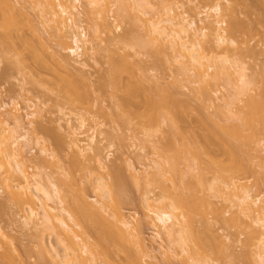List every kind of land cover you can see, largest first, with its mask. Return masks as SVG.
Wrapping results in <instances>:
<instances>
[{"label":"rangeland","instance_id":"rangeland-1","mask_svg":"<svg viewBox=\"0 0 264 264\" xmlns=\"http://www.w3.org/2000/svg\"><path fill=\"white\" fill-rule=\"evenodd\" d=\"M34 1L9 0L10 5L14 9L12 10L9 6H5L3 1L0 0V114H2L5 119L9 118L10 120H8L10 121V124L14 125L13 120L11 119L12 117H10L9 114H11V111L14 113L15 110H17V114H20V117L23 116L21 118L23 126L28 127V120L30 119L25 115H27V112L29 113L33 110L38 111L39 114L36 116L35 120L36 125L38 124V127L41 128L38 130L39 132L36 131V133H32L30 130L29 134L31 136L30 138H32L30 143H33L35 139L40 136L41 138L39 139L41 140H44L42 138H45L46 140L48 139L47 141H44L46 143L43 142L45 145L42 142L39 146L38 144L36 145L35 142L28 146L23 145L22 154L28 173L30 172L31 175L39 173V179L43 185H46L48 180L55 183L60 189V192L66 197V203L64 205L67 204L66 208H69L70 211L74 212L77 210L75 209L78 199L76 192L83 193V195L88 198L87 200L89 202H93L92 199L97 198L93 188V183L95 182V178H97L96 176H105L106 181H109L110 179L107 176L106 170L110 169L108 172L109 174L113 173L117 168L121 173L120 176L122 175L123 177L122 180H124V195L122 196L124 198H119L122 202L120 201L121 203L116 204L115 206L120 205L118 207L127 219L131 221L133 219H138V223L140 222L138 229L141 232L144 242L152 251V254L156 256V259L154 260L151 257L143 258L144 261L141 259L143 264H155V262L156 264H181L179 262V257L174 258L173 256L167 260L165 256L161 254L162 249L161 247L159 248V245L167 249V247H171L172 244L167 242L168 238L164 234H162L164 237L162 236L161 239L156 237L155 227L151 224L153 222H151L152 218L149 219L146 217L147 215L150 217L152 214L149 213V211L147 212L149 207L148 204L146 205L144 202V195L151 199L153 198V200L148 203L151 202L159 206L157 202L160 201L161 198L165 200V202L170 203L173 199L176 200L181 196L186 197L189 204L191 194L195 193V198L197 197L198 199L194 203L193 201L195 200H193L192 204L190 203L189 206L190 208L192 207V209H190L191 212L194 211L190 218V220H193L191 223L193 222L192 226L194 228H192L194 234L197 235L196 232H198L199 236L202 233V236L204 235L206 238L217 236L221 239V242L219 243L220 246L217 244V248L215 247L216 245H214L212 250L208 249L211 264H259L260 262H258L255 255L256 248H254L255 246L253 247V245H251L252 243L247 239V226H245L243 221H248V219L239 213L238 208L232 206L228 202L223 191L219 192L220 194H223L222 196V194H215L209 189L211 184L215 183V185H218L216 184V177L219 175L214 168L215 174L217 175L214 174L212 169V171L210 170L211 172L208 171L207 168L210 166L207 165L211 164L209 161L211 159L214 162L217 161V159L218 161H223L226 158L229 160V154H226V151L225 155H223V152H225L223 145L221 142L220 144L218 143V140H220L221 137H219V135L217 136L219 133L216 132V130L220 129L217 124L215 125L212 119L214 120V117L216 116L214 114L218 112V108L223 106L226 101L230 100L232 94L231 85L233 84L228 83L229 86L223 79H209V84H207L205 81L206 79L199 80L196 77L194 79V77L191 78L190 76L181 75L177 69V65H175L172 60V53L170 51L158 50L159 52H157L155 46L151 47L148 44L146 48L144 47L142 49H140L141 47L134 46L132 43L133 40L131 39L134 37L136 39L139 36V40L141 36L142 39L144 38V41H146L145 37H147V32L143 28V22L141 23V20L136 23L141 17L140 16L136 19L139 12L135 13V10L137 12L138 8H135L134 10L129 8V13H131L132 16L137 14L135 18L133 17V20L136 19V21H133L130 17H128L130 18L128 19L124 14H120L119 10L117 12V0H105L104 3H108V5L103 3L104 6L101 7L102 9L100 8V15L102 17L104 15L107 16V21H110L111 23L109 24H112L111 26H113H110L109 30H112L114 33L109 31L110 34L107 32L108 30L102 28L101 16H98L96 13L99 18L97 17L98 19H96V17H94L95 14L87 5V0H82L80 4H78L79 11L83 13H81L82 17H79V21L80 18H82V21H80L79 24L81 23V29H84L87 32V35H89L88 38L92 40L94 45V50L86 60L88 62L84 63L87 64L86 69H84L85 67L74 63L71 54L69 56L68 53L63 50L65 49V43L67 46L72 45L70 38H67V42L62 43L57 37L59 32L54 28H51L52 24H49V26L46 25V27L43 25L41 11H49L48 6H46L48 0H42V3H40L39 0V4H43L44 6L42 9L37 5L38 2L36 3ZM71 1L72 0H49V2H53V5H57L59 2L61 4L70 5ZM149 1L152 4L150 8L147 7L148 12L150 11L149 15L152 14L156 16L158 15L157 17H165L166 8L175 6L170 12L172 16L176 14L177 18H179L180 15L188 13L187 15L191 18L194 17L196 21H199L200 13L205 15L208 12L209 15H212V6L216 3L221 4L223 8L222 13L227 21H225L224 25L223 22L220 28L227 29L229 27V20L230 22H235L237 20L239 24L242 23L243 29L236 35L238 36L237 38L235 36V39H237L236 42H238L237 44L239 45L242 43L243 45L241 44V46L244 48L245 46L249 48L253 47L257 50V54L251 56L250 52H243L242 49L236 50L230 47L228 54L231 59L245 64L248 69L249 80L250 77L254 75L253 78L256 79V82L258 83H256L257 87L255 89L256 92L260 93V90L264 87V5H262L259 0ZM172 2L175 4L173 5ZM44 14L47 16L49 15V13ZM105 16L103 18H105ZM62 17L68 20V23H70L71 17L73 19L78 18L76 16H71L70 14H66ZM145 17L143 16V19ZM190 17L188 18L191 19ZM212 18L214 17L211 16V19ZM226 22L228 24H226ZM99 23L102 27H100ZM199 25V27L205 26V23L202 24L200 22ZM124 32L127 34L129 33V37H131L130 32L135 36L130 39V42L129 40L127 41V39H124L126 41H122L121 37L125 34ZM111 33L113 35H118L117 39H120L121 42L111 35ZM111 36L113 37L112 39ZM126 42L130 44L128 45ZM223 48H215V46L208 44L205 46L207 52H209L210 49H214V52L216 53L220 52V55L218 54L219 56L226 53V50L221 51ZM123 55H126V58L129 56L127 60V63H130L128 69L127 64L123 65L125 63L120 64V62H118L122 59ZM63 58H68V60L71 61H69L70 65H66V63L62 61ZM114 60L117 61L115 62L117 64L114 63ZM118 63L121 65L118 72H122V74H120V79L119 77H115L116 75L114 76V74L117 73L115 70V73H112L114 71H111L113 65H118ZM206 64L210 65L212 62L206 61ZM144 72L146 73L145 76H149V79L146 80L147 76H144ZM79 75L84 83L78 78ZM255 76L257 77L255 78ZM75 78H78V83L76 81L77 79L73 80ZM115 78L119 79V82H116ZM65 79L69 82L70 80H73V84L70 82L71 85H69L68 82L66 83ZM195 80L197 81V84L194 83ZM201 81H203L208 88L203 86L204 84ZM69 87L71 89L74 87L72 90L77 94L76 98V94H72ZM201 87L207 88L210 95H202L200 91ZM165 95L171 97L169 98L171 99V102L175 101L174 103H177L178 101L180 104L181 101L184 104L183 107L181 104L180 108L176 109L178 116H176L177 113L174 111L175 109L173 110L175 112V116H173L174 119L178 118L175 121H172L173 119L170 120L164 117L163 112H159L161 109H157L155 113L156 120H149L150 117L148 118V115L146 114V112H149V108L147 109L148 106L145 105V101L147 99L149 100L151 97H153L155 101H159L160 99L163 100ZM262 95L264 97V92ZM246 97L247 96L244 98ZM122 98L131 101L135 105H141L142 107L138 112H144L145 110V114L140 113L142 114H139L140 117H137L138 114L135 115L136 113L133 114V117L131 115H129L131 116L129 117L128 112L124 114L122 109L118 106V104H123ZM173 99L175 100L172 101ZM177 104H174L173 106ZM16 105L19 106V108ZM29 105L30 107L32 105V109ZM15 107H17V109ZM14 108L15 110L13 112L11 109ZM234 110L236 111V108H234ZM211 115H214L212 119L206 118ZM59 118L62 120L61 122L59 121ZM66 118L70 119L74 126H79L80 121L85 120L86 128L79 131L84 132L85 134L83 133L84 135L82 136L78 135L80 136V140L87 141V134L90 133L88 130L95 128L98 140L101 141L99 144V151L101 153L99 154H101V158L108 168L102 170L93 158L94 153H89L88 150H85V153L83 152L85 156L76 149L75 151L77 152L73 153L74 148L69 146L71 137L68 134L69 129L66 125ZM129 118H131V122L128 123L127 121H129ZM125 119H127L126 122ZM220 119L221 118H219V121ZM164 120L165 122H163ZM221 120L222 123L226 121L228 122L227 125H229V123L236 121V117L230 119L223 117ZM43 124L50 130L53 129L52 131H55V133L60 132L59 135L62 137L64 135L62 139L65 137L66 140L69 139L70 141H67L69 144L65 143L66 141L59 142V140L58 142L56 140L55 143L53 137L56 134L53 133L55 134L53 136ZM4 128L5 127H3V129ZM17 132L22 133V130L18 129ZM219 132L220 134L222 133L221 130ZM68 135L70 138L67 137ZM206 135L210 137L209 141L211 138L214 139L210 141L212 143H209V146L207 147L208 149L204 147L208 144L207 142H209L208 140H205L207 137ZM261 135H258L259 137L257 136L258 139H261V142L258 140L259 143H253V149L250 150V158L248 157L246 159L249 161L247 162L249 165L247 166L246 164L247 168L238 173L237 176L235 175L234 180L239 184V189L247 188L248 190H251L254 199L260 197V199L264 201V141L262 140L264 137L262 138ZM124 136L127 139L122 141V139L125 138ZM186 137L190 143H193L190 144L188 141V143L185 144L184 141H187ZM167 138L170 139L169 141H172L170 142L171 144H169L170 146L173 142L175 143V145H172L174 146L172 150H170V147L166 150L168 147L167 143H169L166 142L168 140ZM196 140H198V142ZM213 141H217V144ZM164 143L167 144V147L164 146ZM195 143H197V145ZM80 144L83 145L82 142ZM186 145H189V147ZM44 146L46 147V150L48 151L49 149V151L42 154L40 148H45ZM206 150L209 152L207 153ZM53 151L55 153L54 158L50 156V153H53ZM204 153L207 154V156ZM145 154H148V156L153 158L152 160L157 163H161L162 160L163 162H166L169 158L173 159L171 157L174 156L175 158L173 162L177 163L175 165H177L178 168L180 167V170L177 168L175 169L179 171L182 169L184 174L176 170L175 176L172 174V177V175L170 176L171 173H167L166 175L168 177L164 176L163 181L158 180V184L153 181L151 182V179L149 181V178L142 173L144 167L141 164H149V161H143L142 157ZM208 155L211 157L210 160ZM43 158H46V160L44 159L45 161H43ZM47 159H49L51 164ZM246 160H244V163ZM207 162L210 164H207ZM197 163L200 165L199 168L198 165L196 166ZM132 165L134 166V169H132L133 171L129 169ZM188 167L193 169H188ZM204 167H206V169ZM212 167H214V165H212ZM200 168H204L205 171H203L204 169L198 170ZM111 169L112 172H110ZM166 170L168 169L166 168ZM0 171H2V168ZM134 172L137 174L136 176L141 179H139L138 184L134 182L135 180L132 179L133 177L131 178V174ZM1 173L2 175L0 174V177L2 180L6 173L3 171ZM177 173H182V177L180 178L181 175H177ZM197 175H202L200 178H202L201 181H204L203 185L201 182L199 183L200 179H198L199 176L197 177ZM2 181H0V230L5 238L0 236V264H9L8 261L1 259V257H3L2 254L5 255L7 252L12 254L13 257L11 256V258H14L13 260L16 264H57L51 262L48 257H46L47 259L42 257L43 260L38 258L39 256H37V254L39 255V247L37 245L36 236V231L38 230H36L37 228L35 229V227L33 228L32 225L30 227L24 225L22 218V215H24L23 211L20 206L18 207L14 201L12 202V200L9 199L8 191L5 188L6 184L4 181L2 183ZM18 181L16 180V182ZM173 181L177 184H174ZM180 181L181 183H179ZM20 182L21 181H19V184H21ZM11 184L13 183L11 182ZM161 185L164 186L161 187ZM165 186L166 188L164 189L163 187ZM192 197H194V195H192ZM192 197L191 200L193 199ZM114 204H111L110 202L109 209L113 210L115 206L112 208V205ZM83 221L86 223V220ZM88 221L86 223V227L88 226L86 230L89 231H86L88 234H84V237L85 235L88 236V244L90 245L92 243L91 245H93L96 243V239L99 238L98 234L100 231L99 229L97 230L99 233L96 231L94 225L98 227V224H95L97 222H93L95 220H92V222L90 220ZM93 223L94 225H92ZM102 228L103 227H101V229ZM106 230L108 231L107 228ZM105 231L103 229V233ZM45 238L47 243L57 246V248H59L58 250L63 252L62 246L57 243L55 236H49L47 234ZM106 240L102 243H100V241L99 244L101 245L98 244V247L103 246L99 248L101 250L104 248L106 249L105 251L108 250L105 253V255H108H106L108 261L106 260V257L103 258L101 256L98 261H95L96 264L131 263L130 255L131 253L134 255L136 252L135 250H137L135 249L136 247L134 243L132 246V241H130L131 244L129 245L126 244V241H121L123 242L122 247L121 243L116 244L110 239V242ZM161 240L163 245L161 244ZM105 242H108L106 243L108 249L105 246ZM159 242L160 244H158ZM177 245H172L175 248H171L173 250L175 249L176 252L181 253V248ZM125 246L128 250H124ZM219 249L223 251V254L221 253L222 255L219 254L221 252ZM29 250L32 251V253ZM218 250L220 251L219 253ZM26 252L28 254H26ZM136 253V256L134 255V257H137V259H134L140 263L138 258H141V256H138V253ZM184 256L187 257L185 254ZM194 256L197 257L196 259H199L198 257H200L199 254H195ZM149 259L152 263L148 262ZM95 263L93 262L90 264Z\"/></svg>","mask_w":264,"mask_h":264},{"label":"bare ground","instance_id":"bare-ground-1","mask_svg":"<svg viewBox=\"0 0 264 264\" xmlns=\"http://www.w3.org/2000/svg\"><path fill=\"white\" fill-rule=\"evenodd\" d=\"M2 1H3L5 6H9L12 10H14L13 7L10 5L9 0H2ZM41 1L42 0H40V3H42ZM81 1L82 0H72L70 5L61 4L60 2L57 4V2H56L57 5H55V4L53 5V2H49V0H48L46 3L47 4L46 6H48L49 11H45V10L41 11L42 12L41 16H42V23L45 27H46V25L49 26V24L50 25L52 24L51 28H54L56 31L59 32L57 37L62 43L67 42L66 41V40H68L67 38H70L72 45L67 46V45H65L66 44L65 43L64 44L65 49H63V50L66 51L69 56H70V54L73 56V61L75 64H79L82 67H85L84 69H86L87 64H84V63L88 62L86 60L90 57V53L94 50V45L92 43V40L90 38H88L89 35H87V32L84 29H81V26H80L81 23L79 24V22L82 21V18H80V21H79V17H82V14H83L82 12L79 11V5H78V4H80ZM259 1L261 2L262 5H264V0H259ZM34 2H36V3L38 2L37 5L39 7H41V9L44 8L43 4H39V0H35ZM104 2H105V0H87L86 1L89 8H91V11L95 14L94 17H96V19H98L99 18L98 16L101 14L100 8L102 6H104V4H105ZM116 2L118 4L117 12L119 10L120 14H124V16H126L127 18L130 17L131 20H133V17L135 18V16L137 14L135 16H132L131 13H129V8L131 10L138 8L137 12L135 10V13L139 12V14H138L139 16L137 15L136 19L139 18L140 16L141 17L138 19V21L136 23L140 22V20H141V23L143 22V25L140 23L139 24L142 25L143 28L145 29V31L147 32V34H146L147 37H145L146 41H144V38L142 39L141 36H140L139 40H138L139 36L135 39V37H134L135 35H133L132 32H130L131 37H129V35H128L129 33L127 34L124 32L125 36L123 35L124 38L121 37L122 41L124 39H127V41L129 40V42L131 40H133V42H132L133 45L137 46V47H141L140 49H142L144 47L146 48L147 44H148L151 47L155 46L157 52H159L161 50L162 51L163 50L170 51L172 53V56H171L172 60L174 61V64L177 65V69L181 75L190 76L191 78L194 77V79L196 77L199 80L206 79L205 81L207 84H209V79H216V80H222L223 79L225 81V83L227 82V84L228 83L233 84V85H231L232 86V94H231L230 100L226 101L223 104V106H220L218 108L219 109L218 112H216L214 114V115H216L215 117H214V115H211L212 117L211 116L206 117L207 119H212L214 117L215 121L213 119H212V121L215 123V125L216 124L218 125L219 129L222 132L220 134V132H219L220 130H218V129L216 130V132L219 133V134L216 133L217 136L219 135V137H221L220 138L221 141L218 140V143L220 144V142H221V144L223 145V149L225 151V152H223L224 153L223 155H225L226 151H227L226 154H229V156H228L229 160H227V158H226L225 159L226 162H225V160L218 161V159H217V161L214 162L212 159L210 160L211 157H210V155H208L209 156L208 158L210 160L209 162L211 163L210 164L209 162H207V164H210V165H207V166H210L207 168L208 171H210L211 169L214 171V169H215L216 173L219 174V175L215 174V171H214V174L218 176V177H216L217 178L216 181L218 183L215 181L216 184H218V185H215V183L211 184L209 189L211 191H213L215 194L223 191V194H225V196L227 197V198L226 197L225 198L228 200V202L232 206L238 208L239 213L248 219V221L247 220L243 221L245 226H247V234H248L247 239H249L250 243H252L251 245H253V247L255 246L254 248H256L255 255L258 259V262H260L259 264H264V201L262 199H260V197H257L256 199H254L252 194H251V190H248L247 188H242L243 190L240 188L241 189L240 190L239 184L237 183V181L234 180L235 175L237 176L238 173L243 171L249 165V163H247L249 161H247L246 159L250 156V150L253 149V147H252L253 143H257V142L259 143V141L261 139H258V137L261 134H264V97L262 95V93L264 92V87L260 90V93L256 92L255 88L257 87L258 83L256 82V79L253 78L254 75L251 76L250 80H249V76H248V72H247L248 69L245 66V64L243 62L231 59L229 54H228V50L230 47H232L233 49H236V50L242 49L243 52H250L251 56H255L257 54L256 48H253V47L249 48L246 46L244 48L243 46H241L242 43L239 44L240 45L239 46L237 44L238 42H236L237 39H235V36L237 34H239L240 31L243 30L242 29V23L239 24V22L237 20L235 22H233V21L230 22V20H229V27L227 26L228 27L227 29L224 28L225 30L221 29L220 28V26H222L221 24L224 22L223 23V25H224L225 21H227V20H225L224 15L222 13L223 12L222 5L219 3H216L214 6H212V8H211L212 15H209L208 12L205 15H202L201 13L199 14L200 16L198 15L199 21L202 24L205 23V26L199 27L200 22L196 21L194 19V17L191 18L189 15H187L188 13L180 15L179 18H177L176 14L173 15L174 16L173 17L170 12L172 11V8H174L175 6L174 7L171 6V7L166 8V13H165L166 16L165 17H163V16L157 17L158 15L157 16L152 15V14L149 15L150 11L148 12L147 7L150 8L152 5L149 0H117ZM174 4L175 3H173V5ZM105 5H108V3H106ZM180 8H181V6H180ZM131 10H130V12H131ZM44 13H47V14L49 13V15L47 16ZM96 13L98 14V16ZM169 13L172 17L169 15ZM66 14H70L71 16H76L78 18L73 19L71 17L70 23H68L67 22L68 20H66V19H64V17H62ZM177 15H179V14H177ZM143 16L144 17L146 16V17L143 19ZM198 16H196V17H198ZM211 16L214 17L215 19L212 18L213 19L212 20ZM103 17L101 16V18H102L101 19L102 20L101 25L103 27L99 23L100 27L104 28L105 30H108L107 32H109V31L111 32L112 30H109L110 26L112 25V24L111 25L109 24L111 22L107 21V19H106L107 16H105V18H103ZM188 17H190L191 19H189ZM130 18H128V19H130ZM136 19H134V20L136 21ZM226 24H228V23L226 22ZM111 27H113V26H111ZM244 29H246V28H244ZM110 32H109V34H110ZM99 33H100V31H99ZM112 33H114V32L112 31ZM112 33H111V35H113ZM113 36L116 37V39L118 38L117 37L118 35H113ZM132 37H134V38H132ZM237 37L238 36H236V38ZM112 38L113 37L111 36V39ZM117 40H120V39H117ZM124 41H126V40H124ZM119 42H121V40ZM127 44L129 45L130 43H127ZM206 44L215 46V48H223L224 47L223 50H221V49L220 50L221 51L226 50L225 51L226 53L224 52L225 54L219 56L220 52L216 53V52H214V49L213 50L207 49V50H209V52H207L205 49ZM62 46H63V44H62ZM65 46H67V47H65ZM137 47H136V49H137ZM123 56L121 59L122 61L120 60L118 62H120V64L125 63L123 65L127 64V69H128V65L130 63H127V60H128L129 56L127 58L125 57L126 55L124 57ZM62 61H64L66 63V65H70L69 64L70 60H68V58H63ZM206 61H208V62L211 61L212 64L207 65ZM115 62H117V61L114 60V63ZM115 64H117V63H115ZM120 64L118 63V65H115V66L113 65L114 69L113 68L111 69V71L115 70L117 73H119V74H117V73H115V71L112 72V73H115L114 76L116 75L115 77H117V78L119 77V79L121 78L120 74H122V72L121 73L118 72V70H120V68H121ZM123 67H125V66H123ZM145 74L146 73L144 72V76H145ZM146 76H145L146 80L149 79V76L148 75H146ZM256 77L257 76H255V78ZM78 78H80V75ZM78 78H75L73 80L77 79L76 81L78 83ZM117 78H115V80H116V82H119V79H117ZM73 80L72 81L70 80V82H72V84H73ZM80 80H81V78H80ZM65 81H66V83L68 82V84L71 85L70 82L67 81L66 79H65ZM177 81L179 82V80H177ZM196 82L197 81L195 80L194 83L197 84ZM201 82L204 84L203 86L207 87V85L203 81H201ZM179 83H181V82H179ZM85 84L87 85L86 82H85ZM70 87H69V90L71 89ZM74 87H76V86H74ZM74 87H72V89ZM207 88H205V87L200 88L202 95H207V96L210 95L209 90H207ZM72 89L70 91H72V94L75 95L76 93ZM76 96H77V94L75 95V98H76ZM165 96L168 99H166ZM165 96L163 97V100L160 99L159 101H155L154 98L151 97L149 100L147 99L148 101L147 100L145 101V105L148 106V107L146 106L147 109L149 108V112L148 113L146 112V114L148 115V118L150 117L149 120L150 119L156 120L155 113H156L157 109H161L159 112L160 113L163 112V116L170 119V120L173 119L172 121H175L178 118L177 117L174 119V117H173V116H175L174 113L177 111L176 109L180 108L181 104H182L181 105L182 107L184 106V104L181 101L179 104V102L177 100L176 101L178 104L174 103L175 99L172 100L174 102H171V99H169L171 97L169 95H165ZM207 96H206V98H207ZM245 96H247V97L244 98ZM80 98H81V95H80ZM122 102H123V104H118V106L122 109L124 114L126 112H128V116L131 115L132 117H133V114H135V113H136L135 115H137V114L139 115L140 113L145 114V110H144V112L143 111H140V113L138 112L140 110V108L142 107L141 105H139V104L135 105L131 101H127V99H125V98H122ZM169 103L172 105H170ZM240 103H241V105H240ZM174 104H177V105L173 106ZM13 106H15V105H13ZM172 106L175 108H173ZM17 107L19 108V106H17ZM17 107H15V108L17 109ZM29 107H30V105H29ZM31 107H32V105H31ZM143 107H145V106H143ZM15 108L11 109V110H13V112H14ZM234 108H236V111L234 110ZM176 113H177L176 116H178V112H176ZM38 114L39 113L36 110H33L32 112L30 111L29 113L27 112V115H25V116H27V118L30 119V120H28V127L23 126V124H22L23 122L21 119L23 116L20 117V114H17V110H15L14 113H12V111H11V114H9V116L12 117L11 119L13 120L14 125L10 124L9 118H8L9 120L5 119L3 117V115L0 114V170L2 168V171L6 173V174L4 173L5 174L4 177L2 176L3 177L2 180L6 184L5 188L8 191V195L10 197L9 199L12 200V202L14 201V203L16 205H18V207L20 206L21 210L23 211L24 215H22V218L24 221V225L29 226V227L32 225L33 228L35 227V229L37 228L36 230H38V231H36L37 232V235H36L37 236V245L39 247V250H38L39 255L37 254V256H39L38 258L39 259L41 258L40 260H43L42 257H44V259L46 257H48V259H50L51 262L57 263V264H90L93 262L95 263L96 260L98 261L99 257L102 256L103 258H105L107 255V254L105 255V253L108 251V250L105 251L106 249L102 248L104 250V252H103V250L100 249L103 246H101V247L99 246L100 248L98 247L99 242L101 241L100 243H102L106 239L108 241L110 239L116 244L121 243L122 247H123V244H122L123 242H121V241H126L127 245L131 244L130 241H132V246L134 243V245L136 247L135 249H137L135 251L138 254L136 252L135 253L138 256H141V258H138V259H139L140 263H142V264H143V262H141V259H142V261H144L143 258H145V257L146 258L151 257V258H153V260L156 259V256L154 254H152V251L145 244L144 239L141 235V232L138 229L139 224H140V222L138 223V219H135V220L133 219L132 221L127 219L126 216L120 211V209L118 207L120 205L115 206L116 204H120L122 202L121 199H119V198H124V197H122L124 195L123 194L124 193V191H123L124 190V188H123L124 187V183H123L124 180H122L123 177H122V175L120 176L121 173L116 167H114V168H116V170H114L113 173L108 174L110 169L106 170L107 176L110 179L109 181L108 180L106 181L105 176H96L97 178H95V182L93 183L94 184L93 188L95 190V194L97 195V198L92 199L93 202H89L87 200L88 198L86 196H84L83 193L81 194V192L77 191L78 192V194H77V192H76V195H78L77 202H78V200H79V202L78 203L76 202L75 209H77V210H75L74 212L70 211L69 208H66L67 204L64 205L66 203V197H65V195H63L60 192V189L58 188V186L55 183L50 182L48 180L46 185H43L39 179V173H34L32 175L30 172H29L30 174L28 173V169L25 165V160H24V157L22 154L23 145L28 146L29 144L31 145L35 142V144L36 145L38 144V146H39V144L41 145V142L43 143L44 141L48 140V139L46 140L45 138H42L44 140H41V139H39V138H41V136H40V137L36 138L37 140L35 139V141L33 143H30L31 139H32V138H30L31 136L29 134L30 130L32 131V133H36V131H38L41 128V127H38V124L36 125L35 118ZM138 115H137V117H140V115H142V114H140L139 116ZM131 116H129V117H131ZM223 117H226L229 119L236 117V121L231 122V123H229V125H227L228 122H226V121H224L222 123L221 119ZM219 118H221L220 119L221 122L219 121ZM130 119L131 118L128 119L129 120V121H127L128 123L131 122ZM126 120L127 119H125V122H126ZM141 120H144V119H141ZM59 121L61 122L62 120H60V118H59ZM163 122H165V120ZM139 124H140V122H139ZM66 125L69 129L68 134L71 137V141L69 139L66 140V137L64 139H62L64 137V135H63V137L61 135H59L60 132L55 133V131L54 132L52 131L53 129L50 130L49 128L45 127V125H44V127L53 136L56 134L53 137L54 142L56 140L58 142V140H59V142L60 141L65 142L66 141L65 143H67V144L70 143L69 146L74 148L73 153L80 151L82 154L83 152L85 153V150L86 151L88 150L89 153H94L93 158H94L96 164L99 165V167L102 170H105L106 168H108L106 166V164H104V161L101 158V154H99V153H101L99 151V149H100L99 144L101 143V141L98 140V135H97L95 128H91L88 130L90 133L87 134L88 139H87V141H85V140H80V138H79L80 136H78V135L82 136L85 134L84 132H79V131H82L81 129L86 128L85 120H81L79 126H74L72 124L71 120L66 118ZM143 125H140V126H143ZM3 127H5V128L3 129ZM59 127H60V125H59ZM18 129H21L22 133H18L17 132ZM42 130H43V127H42ZM53 133H55V134H53ZM69 135L67 137H69ZM208 135H206V136L208 137ZM261 136H262V138L264 137V135H261ZM207 137L205 138V140L209 141L210 137H208V138ZM50 138H52V137H50ZM123 139H122V141H125V139H127V138L125 137ZM169 140L170 139H168L166 141V142H169V143H167L168 145L166 143H164V146H166V145L168 146V147L166 146L167 147L166 150L169 149V147H170V150H172V148H174V146H172V145H175V143L173 142V144L170 146L169 144H171L170 142H172V141H169ZM186 140H187V137H186ZM212 140H214V139L211 138L210 141H212ZM262 140L264 141V139H262ZM67 141H70V142L68 143ZM183 141H184V138H183ZM188 141L189 140L184 141L185 144L188 143ZM196 141L198 142V140H196ZM210 141L207 142L208 143L207 145H205V146L203 145L206 149H208L207 147L209 146V143H212ZM81 142L83 143V145L80 144ZM44 143H46V142H44ZM189 143H190V141H189ZM191 143H193V142H191ZM214 143L217 144V141H215ZM195 144L197 145V143H195ZM71 145H73V146H71ZM198 145H200V144H198ZM183 146H184V144H183ZM187 147H189V145ZM198 147H200V146H198ZM198 147H197V149H198ZM40 149H41L40 152H42V154L47 153L49 151V149H48V151L46 150V147L40 148ZM75 149L77 151H75ZM162 150H164V149H162ZM166 150H164V151H166ZM206 152H207V150H206ZM84 153H83V155L85 156ZM221 153H222V151H221ZM54 155H55L54 151H53V153H50V156L52 158H54ZM205 155L207 156V154H205ZM45 156L47 157L46 154H45ZM48 156H49V154H48ZM142 158H143V161H145V162L149 161L148 162L149 164H147V163L141 164L144 167L143 172H142L143 175L147 176L149 178V181L151 179V182L153 181L154 183H157V184H158V182H157L158 180L159 181L164 180L163 179L164 176L168 177L166 175L167 173H171L170 176L172 174H174V176H175L176 170L180 168V167L178 168L177 165H175L177 163L173 162L174 158H175L174 156L171 157L173 159L169 158V160H167L166 162L165 161L163 162V160H162V162L160 161L161 163H157L156 161L152 160L153 158L149 157L148 154L143 155ZM44 159L46 160V158H43V161H45ZM56 159H57V157H56ZM47 160L51 164L49 159H47ZM244 160H246L245 163H244ZM55 161H57V160H55ZM54 163H56V162H54ZM58 163H57V165H58ZM198 163L196 164V166L198 165ZM244 164H245V166H244ZM246 164H247V166H246ZM212 165H214V167H212ZM131 167H129L130 170L134 169L133 165ZM199 167H200V165H198V168ZM201 167H202V165H201ZM166 168L169 171L166 170ZM175 168H177V169H175ZM189 168H191V167H188V169ZM204 168L206 169V167H204ZM204 168H200L198 170H201ZM192 169L193 168H191V170ZM205 169L203 171H205ZM179 170H177V171H179ZM2 171H0L1 175H2V173H1ZM185 171H187V170H185ZM110 172H112V169ZM179 172L183 173L182 169ZM182 173L181 174L177 173V175L178 174L181 175L180 176V178H181ZM131 175H132L131 178L133 177L132 179L135 180L134 182L138 184L140 178L136 176L137 174H135V172H134ZM198 176L199 175H197V177ZM204 176H205V174H204ZM172 177H173V175H172ZM200 177H202V175L198 177V179H200L199 183L201 182V184L203 185L204 181H201L202 178H200ZM143 178H144V176H143ZM198 179H197V181H198ZM2 180L0 177V181H2ZM16 180L21 181L20 182L21 184H19V181L16 182ZM3 181H2V183H3ZM13 181H15L18 184H16ZM11 182L13 184H11ZM173 183L177 184L174 181H173ZM179 183H181V181ZM160 184H161V182H160ZM162 186H164V185H161V187ZM214 186H216V187H214ZM163 188L165 189L166 186ZM223 194H222V196H223ZM192 195H194V197H192ZM144 196H145L144 202L146 205L148 204V207H149L148 208L149 210H147V212L149 211V213L152 214L151 216H153V217H151V216L149 217V215H147L146 217H148L149 219L152 218L151 222L152 221L153 222L151 224L154 225V227H155V233L157 235L156 237L161 239V237L163 236L162 234H164L168 238L167 242H170V244H172L173 246H175V244L176 245L178 244L180 247L178 245L177 246L179 248H181L180 249L181 253H178L175 251V249L173 250L171 248V247H173L172 245L169 248L167 247V249L164 248L163 246L159 245V248L161 247V249H162L161 254L163 256H165V258L167 260H169L173 256H174V258L179 257L180 261L179 260L178 261L181 264H211V259H210V256L208 255V249L212 250L214 245H216L215 246L216 248L218 246H220L219 243L221 242L220 241L221 239L217 236L216 237L210 236V237L206 238V236H204V235L202 236V233L200 234V232H199L200 236L198 235V232H196L197 235L194 234V231H193L194 227L192 226L193 222L191 223V221H193V220L192 219L190 220L191 215H192V213H194V211L191 212L190 209H192V207L190 208L189 206H190V203L192 204L193 200H195V201H193V203H194L198 199L197 197L195 198V196H196L195 193L191 194V197L193 198L192 200H191V197L189 196L190 197L189 198V204L187 202L188 201L187 198L184 196H181V197L177 198L176 200L173 199L170 203L165 202V200H163L161 198L160 201L157 202V204H159V206L155 205L151 202L148 203L149 201L153 200V198L151 199L146 195H144ZM79 197H81V198H79ZM118 199H119V201H118ZM108 200L111 202V204L115 203L114 205H112L113 206L112 208H114V206H115V208L113 210L109 209L110 202ZM132 218H130V219H132ZM87 219L90 220L91 222H92V220H95L93 222H97L95 224H98V227L96 225H94V223L92 224L96 227V231L98 229L100 231V233L97 231L99 233V234L97 233L99 235L98 236L99 238L96 237V238H98V239H96V243H94L96 245H94V244L91 245L92 243L90 245L88 244L89 239H88V236H86L88 234L87 232L89 231V230L88 231L86 230V228L88 227V226L86 227V225H87L86 223L88 221ZM83 220H86V223H84ZM88 223H89V221H88ZM84 226H85V229H84ZM29 227H28V229H29ZM101 227H103V228L101 229ZM106 228L108 229V231L106 230ZM103 229H104V231L106 230L107 232L105 231L103 233ZM31 230H32V228H31ZM94 231H95V229H94ZM47 234L49 236H55L56 237L57 243L62 246L63 252H61V250L59 251L58 250L59 248H57V246H54V245L46 242L45 236ZM84 234H86L85 237H84ZM0 236L5 238V236L1 230H0ZM163 241H166V240H163ZM106 243H108V242H105V246L107 245ZM158 244H160V242ZM161 244L163 245L162 240H161ZM217 244H219V245L217 246ZM99 245H101V244H99ZM173 248H175V247H173ZM107 249H108V247H107ZM124 250H128V249H126V246L124 247ZM219 250L221 251V249H219ZM219 250H218V253L220 252ZM27 252H26V254H28ZM30 252L32 253V251H30ZM135 253H134V255H135ZM221 253L223 254V251H221L219 254H221ZM184 254L187 255V257H185ZM195 254L196 255L199 254V256H200V257H198L199 259H196L197 257L194 256ZM30 255H32V254H30ZM30 255H28V256H30ZM134 255H133V253H131V255H130L131 259L130 258L129 259H130L131 263L132 264H140L138 261H136L137 257H134ZM2 256L3 257H1V259L4 261H8L9 264L15 263V261L13 260L14 258H11L12 254L10 252H7L5 255L2 254ZM134 258H136V259H134ZM106 260H107V257H106ZM153 260H151V261H153ZM148 262H150V259ZM150 263H152V262H150ZM155 264H156V262H155Z\"/></svg>","mask_w":264,"mask_h":264}]
</instances>
